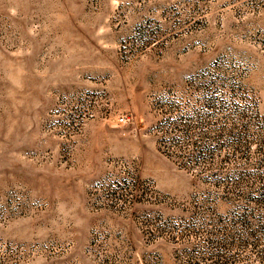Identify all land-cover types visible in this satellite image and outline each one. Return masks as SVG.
I'll use <instances>...</instances> for the list:
<instances>
[{"label": "rangeland", "instance_id": "obj_1", "mask_svg": "<svg viewBox=\"0 0 264 264\" xmlns=\"http://www.w3.org/2000/svg\"><path fill=\"white\" fill-rule=\"evenodd\" d=\"M0 264H264V0H0Z\"/></svg>", "mask_w": 264, "mask_h": 264}]
</instances>
